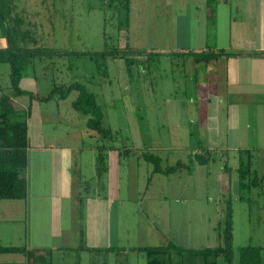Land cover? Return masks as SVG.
I'll return each mask as SVG.
<instances>
[{
	"label": "crops",
	"instance_id": "obj_1",
	"mask_svg": "<svg viewBox=\"0 0 264 264\" xmlns=\"http://www.w3.org/2000/svg\"><path fill=\"white\" fill-rule=\"evenodd\" d=\"M12 1L15 4L17 0ZM156 1L161 26L155 29V34L159 31L161 35L156 34V46H149L145 51L156 53V58L178 56L190 63L193 89L186 100L188 122L183 120L182 130L178 127L172 133V145H163L157 140L153 145L131 147L136 153L128 155H121L117 149L105 150L107 169L97 178L95 156L100 141L87 126L88 116H83L79 136H88L91 141L85 143L81 138L75 144H62L56 138L61 136L55 132L57 126L43 123L46 119H56L59 111L53 114L46 111L48 107L41 109L37 106V92L19 86L33 94L27 104L18 102L20 97L12 100L17 110L27 107V193L24 199L0 200V246L20 248L24 252L0 254V264H81L85 254L89 257L87 264H115L116 257L122 258V264H147L146 254L141 250L144 247L171 243L189 248L183 236L178 238L180 231L172 237L162 236L172 231L171 226L182 228V235L189 232L190 224L184 217L193 210L189 201L195 195L196 172L201 169L206 179L209 162L215 156H227V152L264 151V0H213L211 3L162 0V6ZM147 2L129 0L126 28L135 40L143 38L134 28L132 11ZM5 47L6 38L0 30V49ZM206 50L223 54L217 59L199 62L189 55ZM108 78L103 85L111 86ZM0 85L7 88L8 82ZM93 94L100 105L99 93ZM106 94L108 98L113 96L110 91ZM126 99L124 104L128 103L130 113L135 114L136 101L132 102V96ZM111 100L114 101L112 97ZM140 105L143 114L149 111L146 99ZM126 109L123 108L124 115ZM133 119L137 130L139 119L135 116ZM195 130L200 144L191 146L193 143L189 140L196 137ZM112 133L118 135L116 130ZM105 145L109 147L111 143ZM112 145L130 149L128 145ZM182 150L186 154L183 162L177 158L167 162L170 153ZM143 151L164 153L156 155L165 164L159 166L161 169L177 168L168 174L153 173V166L143 158ZM199 155L207 160L205 164L198 163ZM142 165L145 166L140 169ZM218 178L222 181L224 175L218 173ZM171 183L177 185L175 188L172 185L166 194L152 190L155 185L162 190L163 184ZM186 188L192 191L191 195L187 192V197ZM154 199L158 200L157 204L151 203ZM159 207L161 210H157ZM215 207L221 209L218 204ZM164 221L165 229L161 230ZM207 224L208 229H213L212 220ZM156 238L162 242L154 244ZM131 253L143 256L132 258Z\"/></svg>",
	"mask_w": 264,
	"mask_h": 264
},
{
	"label": "rangeland",
	"instance_id": "obj_2",
	"mask_svg": "<svg viewBox=\"0 0 264 264\" xmlns=\"http://www.w3.org/2000/svg\"><path fill=\"white\" fill-rule=\"evenodd\" d=\"M161 1L159 0V4ZM105 2V0H17L15 2L17 4L16 13L24 20L23 28L31 31L29 36L34 40L28 41L30 48L36 45L62 53H75L36 57L34 67L26 69L19 86L29 90L34 89L39 96L50 90L54 91L52 102L49 104L39 102L37 106L41 109L48 107L46 111L53 114L59 111L60 115L56 119H46L43 123L45 125L52 123L57 126L55 132L61 136H56V138L61 140L62 144H75L80 142L81 138L85 143L91 141L88 136H79L80 126L84 125L83 116L86 115L77 111L73 106L78 91L72 89L68 93L65 92L64 98L60 99L62 92L59 88L54 89L64 82L78 83L86 91L99 93L97 95L104 114V125H109L112 131L118 132L115 143L135 148L141 144L153 145L158 140L163 145H172V133L175 134L178 127L182 130L183 120H186L189 115V105L186 100L189 99L187 96L191 95L193 89L190 63L178 56L175 59L150 56L145 59L144 63L142 62L145 66L144 70L134 63L127 71L123 60L119 58L112 60L107 55L104 57L102 53H110L115 48H122L125 44L133 48L141 46L139 50L156 46L154 37L156 34L161 35L159 31L155 34V29L161 26L156 0H148L147 5L132 11L131 19L136 25L134 28L139 32V37L143 38L138 40H135L134 34H130V30H127L124 15L113 17L111 11L106 9ZM139 18L142 21H139ZM119 19L122 20L120 25ZM8 71L7 64H0V84L8 82ZM107 77H109L111 86L102 83L107 80ZM107 91H110L113 96L108 98ZM129 96H132V102L136 101L135 114L130 113L128 103L124 104ZM111 97L114 99L113 102ZM145 99L150 109L143 114L144 109L140 102ZM17 101L27 104L28 97L21 96ZM124 107L127 108L126 115H124ZM134 116L139 119L136 122L139 132L134 128V120H136L133 119ZM194 135L196 137L189 140L193 143L191 146L200 144L197 142L198 132L196 130ZM222 138H219L221 142ZM151 154L162 156L164 153L153 151ZM169 155L170 159L167 161L169 163L172 158H177L179 162H183L186 158L184 150L179 153L172 152ZM225 156L223 158L220 155L217 158L215 156V159L209 162L206 167L209 169V175H206V179L201 169L195 174V190L193 191L195 195L192 194L194 199L189 201L193 210H190L189 216L184 217L186 223L190 224L189 232L186 231L182 235V228L177 229L176 226L174 228L171 226L172 231L164 232L162 237H172V235L175 236L174 232L180 231L178 238L182 236L185 238L188 249L191 247L202 249L217 245L216 224L222 217V207H225L226 201L230 200L234 219L232 228L235 258L236 251L241 246L264 247V151L244 154V163L247 160L250 161L251 168L258 173L259 177H262L263 183L260 188L242 193L237 184V153L227 152ZM223 164L227 165L228 171L222 170ZM163 165H165L164 162H160V166ZM144 166L142 165L140 169ZM206 168L203 167V169ZM218 173L224 175L222 181L218 178ZM181 181L184 182V180ZM172 185L175 188L177 183L163 184L162 190L155 185L152 190L165 192L171 189ZM187 192L190 195L192 193L189 188H186L184 192L186 197ZM170 193L172 191H169ZM202 194L205 199L207 196L208 201L202 197ZM151 203L157 204L158 200L154 199ZM216 204L221 206V209L215 207ZM166 208L167 202L164 205L165 210ZM187 211L186 209L185 213ZM218 212H220L219 215ZM208 220H212L213 229H208ZM194 221L196 222L195 227L192 226ZM164 229L165 221L163 224L161 222V230ZM161 242V238H156L154 244ZM71 255L73 257L74 254ZM137 256L140 257L143 254L131 253L130 255L132 258ZM117 258L115 264H122V258L121 260ZM88 260L89 257L85 254V260L82 257L81 264H87ZM111 261L114 260L111 258Z\"/></svg>",
	"mask_w": 264,
	"mask_h": 264
},
{
	"label": "trees",
	"instance_id": "obj_3",
	"mask_svg": "<svg viewBox=\"0 0 264 264\" xmlns=\"http://www.w3.org/2000/svg\"><path fill=\"white\" fill-rule=\"evenodd\" d=\"M106 9L111 11L113 17L123 14L126 19L129 11V0H105ZM213 0H207L211 3ZM122 23V20H118ZM125 20L123 21V25ZM24 20L16 13V8L12 0H0V30L6 38V47L0 49V64H7L8 71V87L0 85V200H20L26 197L27 193V123L26 109L17 110L13 106L12 100L21 96L33 99V94L29 91L20 89L19 83L24 78L23 75L28 67L33 68L35 58L45 55H63L75 54L71 52L62 53L47 48L34 46L32 48L27 44L29 40L34 41L29 36L31 31L23 28ZM125 25V26H126ZM77 54V53H76ZM223 53L212 52L209 50L202 52L189 53L196 62L201 60H214L219 58ZM105 57L116 59L120 58L124 61L127 71L130 70L134 63L142 70L145 69L143 63L150 56L156 57L157 54L147 52L145 50L129 47L127 44L122 48H115L110 53H102ZM143 59V60H142ZM43 60V59H41ZM140 60V61H139ZM143 62V63H142ZM141 63V65H139ZM64 98L65 92L77 90V96L73 102V106L77 111H81L88 116L87 126L99 139L100 145L96 147V176L100 178L102 173L107 169L105 150L117 149L121 155H128L131 152L136 153L135 149L118 148L112 145L116 142L117 135L112 133L108 125H104V114L101 106L97 103L95 95L88 92L80 84L76 83H60L58 87ZM52 89V88H51ZM54 91L35 97L39 102H48L54 97ZM64 93V94H63ZM111 143L106 147V143ZM144 152V151H143ZM249 151H240L238 157V188L243 191L260 188L262 186V177L251 168L249 160L244 163V154ZM143 158L153 165V173L162 171L168 174L177 167H167L161 169L159 166L160 159L156 155L144 152ZM198 163L205 164L206 159L202 155L196 157ZM223 171H228L227 165L221 167ZM242 197V196H240ZM225 199H223L224 201ZM223 214L221 219L217 221V245L212 248L188 249L180 248L173 244L158 247H144L141 250L146 254L147 264H264V247L261 246H241L236 251L233 249V233H232V216L233 210L230 200L226 201L225 207H222ZM10 252H24L20 248L0 246V254ZM28 255V254H27ZM32 255H29L30 258ZM32 264V263H30Z\"/></svg>",
	"mask_w": 264,
	"mask_h": 264
}]
</instances>
